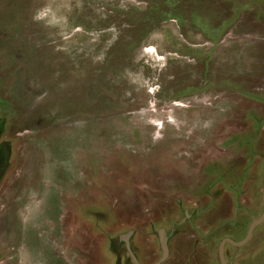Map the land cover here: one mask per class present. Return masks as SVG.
<instances>
[{"label": "rangeland", "instance_id": "obj_1", "mask_svg": "<svg viewBox=\"0 0 264 264\" xmlns=\"http://www.w3.org/2000/svg\"><path fill=\"white\" fill-rule=\"evenodd\" d=\"M263 185L264 0H0V264H222Z\"/></svg>", "mask_w": 264, "mask_h": 264}, {"label": "water", "instance_id": "obj_2", "mask_svg": "<svg viewBox=\"0 0 264 264\" xmlns=\"http://www.w3.org/2000/svg\"><path fill=\"white\" fill-rule=\"evenodd\" d=\"M263 202H264V185H263ZM262 222H264V212L262 213V215L260 217H258L257 219L252 221V223L250 224L248 233H247L245 238L237 241V240H234L230 237H226L221 241V243L219 245V255H220V259L222 261V264H227L225 261V257H224L225 256V245L227 243H231V244L236 245V246H242V245L246 244L250 240V238L252 237V234L254 232L255 227H257ZM161 231H164V229H162ZM124 237H127V235H125ZM128 247H130V246L128 245ZM163 250H164V258H165L168 254V249H167V246H166L164 241H163ZM133 257H134L135 263L140 264L139 260L137 259V257L134 254H133Z\"/></svg>", "mask_w": 264, "mask_h": 264}, {"label": "flooded vegetation", "instance_id": "obj_3", "mask_svg": "<svg viewBox=\"0 0 264 264\" xmlns=\"http://www.w3.org/2000/svg\"><path fill=\"white\" fill-rule=\"evenodd\" d=\"M159 235H160V241H161V245H162L163 258L159 262H157L156 264H163L165 262V260L167 259V257L169 256V253H168L167 256L164 258L163 241L166 244L168 239H169V235L164 236V234L161 232H159ZM146 259L151 260V255L150 254L146 255Z\"/></svg>", "mask_w": 264, "mask_h": 264}]
</instances>
